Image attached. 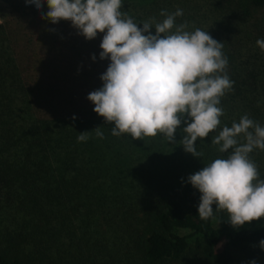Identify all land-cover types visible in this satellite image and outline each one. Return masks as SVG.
Here are the masks:
<instances>
[{
	"label": "trees",
	"instance_id": "trees-1",
	"mask_svg": "<svg viewBox=\"0 0 264 264\" xmlns=\"http://www.w3.org/2000/svg\"><path fill=\"white\" fill-rule=\"evenodd\" d=\"M2 1L10 15L28 25L48 10L46 0L40 11L25 0ZM233 1L264 5V0ZM233 1L122 0V10L137 23L162 22V9L172 13L180 7L177 24L207 31L223 42L228 62L239 60L244 68L227 66L233 90L221 99L225 114L219 119L228 127L245 114L254 120V94L264 93V70L259 65L254 71V53L243 55L223 19L235 10ZM238 19L244 21L242 13ZM151 32L155 34L154 27ZM52 43L46 48L52 56L46 51L41 56L36 47H18L7 22L0 24V264H180L190 256L207 264H231L235 250L260 248L264 228L233 227L227 210L213 205V216L200 219L201 194L188 176L177 175L150 199L134 201L127 194L130 171L138 169L133 162L156 152L166 156L171 143L160 133L144 140L112 135L114 123L94 112L87 99L91 91L83 67L72 57L57 59ZM103 71L99 66L96 89L103 84ZM77 86L83 87L77 91ZM98 126L103 138L93 130ZM184 126L182 120L175 133L180 139ZM83 131H90L89 138L78 141ZM205 140L195 142L202 157L181 145L179 163L208 160L211 146Z\"/></svg>",
	"mask_w": 264,
	"mask_h": 264
},
{
	"label": "clouds",
	"instance_id": "clouds-1",
	"mask_svg": "<svg viewBox=\"0 0 264 264\" xmlns=\"http://www.w3.org/2000/svg\"><path fill=\"white\" fill-rule=\"evenodd\" d=\"M43 2L25 0L37 11ZM46 2L48 10L40 12L42 19L53 24L62 19L70 21L87 40L103 33L99 57L110 63L100 76L102 86L90 92L87 99L95 105L94 112L114 123L112 135L127 133L144 140L160 133L167 142L176 143L174 134L183 120L186 126L181 129L184 135L179 144L194 157L203 156L195 142L221 124V99L233 90L223 42L200 28L186 30V22L177 24L176 18L183 15L179 8L172 13L162 9V22L151 18L137 23L122 10V0ZM153 27L155 34L151 32ZM256 45L264 51V39H257ZM92 59H96L95 54ZM93 130L97 137H104L99 126ZM89 133L80 132L78 141H86ZM211 143L226 156H217L187 177L201 194L200 219L211 218L215 205L217 211L227 210L233 227L259 220L264 216V179L250 153L257 148L264 151V126L245 114L231 127L223 126ZM259 247L264 250V239ZM249 264L257 261L252 259Z\"/></svg>",
	"mask_w": 264,
	"mask_h": 264
},
{
	"label": "rangeland",
	"instance_id": "rangeland-1",
	"mask_svg": "<svg viewBox=\"0 0 264 264\" xmlns=\"http://www.w3.org/2000/svg\"><path fill=\"white\" fill-rule=\"evenodd\" d=\"M210 1L211 0H207V3ZM176 4L177 3H173L174 8L177 7ZM230 7H234L235 10L225 13L223 16V19L229 24V34H231L233 38L239 40L238 43L242 45V51L245 57L250 53H254V71H256V66L259 65H261V68L264 70V51H261L256 45L257 39H264V5L261 7H252L248 4L243 5L242 1L236 3L233 1ZM198 8L200 9V6H198ZM179 9L181 8L179 7ZM241 13L244 16L245 22L238 19ZM31 21L28 25L25 21L18 20L15 16L10 15L9 7L0 0V24L7 22L9 32L16 38L18 47H21V44L26 45L32 51L33 48L36 47L35 50L37 53L44 56L43 51H46L47 46L53 40L51 45H53L52 48L56 51L54 56L57 59L60 58L65 61L69 57L75 58L76 63L82 66L83 72L87 74L84 76L86 89H89L91 92L94 91L96 89L95 85H97V77H95V75L99 66L101 68L103 67L106 71L110 63V60H101L99 57V53L102 50L100 48V43L103 38V33H98L96 38L87 40L83 35L78 34L77 29L71 25L70 21H64L61 24H48L45 19L38 16H34ZM40 47L42 50L38 49ZM46 53L48 58L53 54L51 51H46ZM93 54L96 56L95 60L92 59ZM242 61L243 60H241V62ZM228 67L235 69L244 68L237 59L228 62ZM249 69L250 68L247 66L246 71H249ZM82 87L83 86H77L75 89L78 91V89ZM255 98H257V101L254 102V120L259 122L261 126H264V93L257 90L254 94V100ZM258 99H262L263 103H259ZM225 125L226 124L222 123L206 137L205 144L211 146V157L205 162L196 161L195 159V162L192 163L193 165L180 164L177 155L179 153V148L182 146L179 144L180 138L177 137L176 134L174 135L177 142L171 143L170 147H167L170 151L166 156L159 152L158 155L156 152V155L152 154L147 157L140 156V160L134 161L132 164V167L138 169L130 171L133 172V177L129 181L127 194L136 202L140 197L144 199L149 197L150 199V195L160 191L161 188H166L175 177H178L177 175L184 176L183 178L186 179L190 174H194L202 169L204 163L214 160L217 156H226L224 153H219L217 150L218 146L211 143L212 136L218 134ZM181 156L182 158L184 157L183 155ZM250 158L258 167L260 178L264 179V151L257 148L250 153ZM253 183H255V181H253ZM248 226L264 228V216H261L259 220L246 221L239 227ZM251 249L250 251L244 249L235 250L233 262L231 264H249L252 259H255L257 264H264V250L257 247H251ZM182 261L183 262L180 264H207L201 258L193 256Z\"/></svg>",
	"mask_w": 264,
	"mask_h": 264
}]
</instances>
